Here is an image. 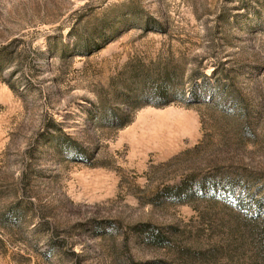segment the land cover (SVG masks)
Listing matches in <instances>:
<instances>
[{"label": "rangeland", "instance_id": "obj_1", "mask_svg": "<svg viewBox=\"0 0 264 264\" xmlns=\"http://www.w3.org/2000/svg\"><path fill=\"white\" fill-rule=\"evenodd\" d=\"M0 264H264V0H0Z\"/></svg>", "mask_w": 264, "mask_h": 264}]
</instances>
